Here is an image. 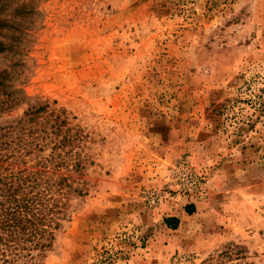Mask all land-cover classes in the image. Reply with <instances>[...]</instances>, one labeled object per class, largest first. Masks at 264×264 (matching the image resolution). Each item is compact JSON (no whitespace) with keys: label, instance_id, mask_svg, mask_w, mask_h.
<instances>
[{"label":"rangeland","instance_id":"374dc122","mask_svg":"<svg viewBox=\"0 0 264 264\" xmlns=\"http://www.w3.org/2000/svg\"><path fill=\"white\" fill-rule=\"evenodd\" d=\"M1 42L0 126L75 137L34 264H264V0H0Z\"/></svg>","mask_w":264,"mask_h":264},{"label":"trees","instance_id":"16d2710c","mask_svg":"<svg viewBox=\"0 0 264 264\" xmlns=\"http://www.w3.org/2000/svg\"><path fill=\"white\" fill-rule=\"evenodd\" d=\"M0 47L9 46L1 42ZM8 75L0 73V94ZM14 101L0 99V114ZM46 109L31 106L24 117L0 126V264H34L51 248L68 205L72 187L59 171L75 137L63 130L64 119L55 112L46 120L50 128L42 130L38 116ZM42 142L53 144L47 157L39 155Z\"/></svg>","mask_w":264,"mask_h":264},{"label":"crops","instance_id":"0c3cea01","mask_svg":"<svg viewBox=\"0 0 264 264\" xmlns=\"http://www.w3.org/2000/svg\"><path fill=\"white\" fill-rule=\"evenodd\" d=\"M188 207V206H187ZM194 206H190V213H188L187 211L185 212L188 216L189 214H194L195 211L193 210ZM184 216V215H182ZM167 221H169L168 223H171V227L170 228H175L177 226H179V224H181V219L179 216L176 215H171L167 217ZM169 225V224H168Z\"/></svg>","mask_w":264,"mask_h":264}]
</instances>
